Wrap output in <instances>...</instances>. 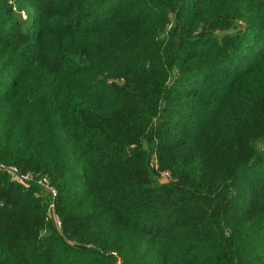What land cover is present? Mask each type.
Listing matches in <instances>:
<instances>
[{
    "label": "trees",
    "instance_id": "trees-1",
    "mask_svg": "<svg viewBox=\"0 0 264 264\" xmlns=\"http://www.w3.org/2000/svg\"><path fill=\"white\" fill-rule=\"evenodd\" d=\"M0 164V264H264V0H0Z\"/></svg>",
    "mask_w": 264,
    "mask_h": 264
},
{
    "label": "built area",
    "instance_id": "built-area-1",
    "mask_svg": "<svg viewBox=\"0 0 264 264\" xmlns=\"http://www.w3.org/2000/svg\"><path fill=\"white\" fill-rule=\"evenodd\" d=\"M24 18L26 16L23 14ZM0 173H6L8 174L12 180H14L16 183L19 185L24 186L25 188H29V182L34 180V177L32 174H26V175H21L19 170L16 169L13 170L12 166H5L0 164ZM41 186L44 188V192L48 195L49 197V204H48V211L52 214L55 210V199L58 196L57 191L50 186L49 181L46 177L42 178L39 182ZM39 195H37L38 197ZM56 224L58 228H61L62 222L59 218H55Z\"/></svg>",
    "mask_w": 264,
    "mask_h": 264
},
{
    "label": "rangeland",
    "instance_id": "rangeland-1",
    "mask_svg": "<svg viewBox=\"0 0 264 264\" xmlns=\"http://www.w3.org/2000/svg\"><path fill=\"white\" fill-rule=\"evenodd\" d=\"M3 165V164H2ZM5 166H7V165H5ZM12 169L13 170H15L16 171V169L17 170H19V172H20V174L21 175H26V174H32L33 175V177H34V180L33 181H31V182H29V188H27V189H32L33 188V184H36L39 188H40V192H38V194L37 195H39L38 197L40 198L41 197V192L45 195V196H47L48 197V195L44 192V188L41 186V184L39 183L40 182V180L42 179V178H44V176H42L43 175V173L42 174H38V175H35V174H33V173H23L17 166H12ZM47 178V177H46ZM12 179V178H11ZM48 179V178H47ZM48 181H49V184H50V180L48 179ZM168 181V177L166 176V175H164L163 177H162V179H161V182H167ZM18 184V183H17ZM22 186V185H21ZM50 186L51 187H53L55 190H56V188L54 187V186H52L51 184H50ZM22 187H24V186H22ZM43 188V189H42ZM57 191V190H56ZM49 198V197H48ZM50 201V200H49ZM48 204H49V202H48ZM48 204H47V209H48ZM49 212V211H48Z\"/></svg>",
    "mask_w": 264,
    "mask_h": 264
}]
</instances>
